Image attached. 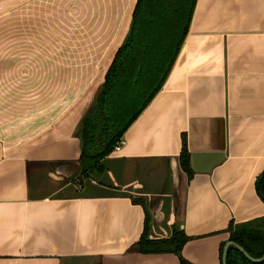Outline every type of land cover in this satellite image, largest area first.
Masks as SVG:
<instances>
[{
  "label": "crops",
  "instance_id": "crops-1",
  "mask_svg": "<svg viewBox=\"0 0 264 264\" xmlns=\"http://www.w3.org/2000/svg\"><path fill=\"white\" fill-rule=\"evenodd\" d=\"M135 1L0 0L8 18L21 3L24 26H36L37 16V26H80L81 34L61 41L60 53L39 57L44 65L34 84L45 113L34 127L30 64L16 71L8 65L13 56H0V264H178L173 252L134 246L144 207L165 202L172 220L157 223L153 208L150 236L182 229L189 238L181 256L189 264H222L229 221L264 215L254 185L264 169V0H196L161 88L122 134L121 149L104 157V178L73 187L79 120L127 33ZM96 27L105 32L97 39ZM183 135L190 153L223 151V158L187 178L178 161ZM161 162L169 181L147 188L143 170ZM128 163L139 168L134 177ZM45 166L46 175L38 171Z\"/></svg>",
  "mask_w": 264,
  "mask_h": 264
},
{
  "label": "trees",
  "instance_id": "trees-1",
  "mask_svg": "<svg viewBox=\"0 0 264 264\" xmlns=\"http://www.w3.org/2000/svg\"><path fill=\"white\" fill-rule=\"evenodd\" d=\"M195 1H135L127 33L79 120L76 135L81 173L91 167H102L100 159L111 153L126 128L161 88L184 40ZM178 161L189 178L193 169L185 135ZM254 185L264 201V169L256 176ZM132 200L144 201L141 196L132 197ZM144 209V229L134 246L142 252H173L179 256L178 264H189L181 256V248L189 236L179 228H173L166 237L150 236V214ZM225 230L229 233L228 240L238 243L250 256L264 254V215L241 222L231 220ZM226 264H264V260H251L234 244H229Z\"/></svg>",
  "mask_w": 264,
  "mask_h": 264
},
{
  "label": "rangeland",
  "instance_id": "rangeland-1",
  "mask_svg": "<svg viewBox=\"0 0 264 264\" xmlns=\"http://www.w3.org/2000/svg\"><path fill=\"white\" fill-rule=\"evenodd\" d=\"M6 11L7 10H6L5 5L0 6V56H8L9 60L13 59L12 60L13 63H8V65L9 66L12 65L13 69L16 71H21L23 70L24 66L26 67L27 65L28 67V64H30V71L32 73V78H31L32 86H31V95H30L31 112L29 113H30L31 119L28 123V126L34 127L38 125L39 115H42V114L44 115L45 113V112L39 111V105H40L39 101L40 99L42 100V98H41V95H39L37 91V89L39 88L38 85L34 84V82L36 81L34 80V73L38 71V67L40 65L41 66L44 65L40 63L39 57L43 56V57L48 58L49 56H54L56 53H60V50L62 48L64 49V45H65L64 43L63 45H61L60 42L70 39L72 34H73L72 37L80 38L81 34L78 35V30L80 26H74V27L72 26H37L38 25L37 16L34 17V20H33L36 26H24L23 18H22L23 15H22L21 3H20V7L16 9L15 11L16 13L12 14L9 18L7 17ZM103 33L105 34V32H103L102 30L101 31L99 30V27H96V30H95L96 39L98 37L103 36ZM97 51L98 49L96 50V52ZM11 56H13V58H11ZM3 65H6V63L0 62V67ZM26 97L27 96L25 95V98ZM18 98L19 96L16 95V100ZM49 114L50 112H48V115ZM106 160H107L106 158H102L100 159V162H103V164L106 165L107 164L105 163ZM127 165L129 166V169H130L129 173L131 174L132 177H134V175L137 174L134 172V170H137L139 168H134L132 163H128ZM151 166H153V164H151ZM48 168H51V167L50 166L39 167L38 171H41L44 173V175H46V170ZM33 169L37 170L36 167H34ZM102 170L103 169H99L98 167L97 168L91 167L87 169L86 172L81 173L80 167H79V171H78L79 175L77 177H74L75 175H77L74 173V174H71L70 176L65 177V180H67L68 178L72 179L74 177L72 180L73 187H76V186L80 187V185L84 183H85L84 185H86L89 179L91 178H94V177L104 178V175L101 174V172L104 171ZM143 172L147 173V175H145L146 177H144L146 180L145 181L146 185L144 184V186H146L147 188H152L153 190H156L158 186H161V184L164 181H167V180L169 181V178H170L168 174V170L166 169V164H163V162L158 164V166H155V168L153 166V170H146L145 168ZM141 176L142 175H139L140 178ZM58 182L59 181H56V184ZM50 184L52 185L51 189L52 187H54L55 189L57 186V185L53 186V182H51ZM140 188L141 187L139 186H136V187L128 186L126 189H128V191H133L135 193L137 192L135 190H139ZM34 192L36 193L35 190ZM178 200L179 199L177 195H175L174 203L177 207H176V212L174 213V217H175L174 221L177 220V222L178 220H180L179 218H180V211H181ZM160 207L161 206L159 205L157 210L154 207H153L154 209L151 208V210H149L147 207L148 214H150V212L153 209L154 211H152V214L153 213L159 214V217H160L157 223L159 222V224L164 226L165 224H168L172 220L171 213H168L169 208L166 202L162 204V208H161L162 211L165 213L163 216H162ZM152 214H150V219H151ZM177 224L178 223H175V226H178Z\"/></svg>",
  "mask_w": 264,
  "mask_h": 264
},
{
  "label": "water",
  "instance_id": "water-1",
  "mask_svg": "<svg viewBox=\"0 0 264 264\" xmlns=\"http://www.w3.org/2000/svg\"><path fill=\"white\" fill-rule=\"evenodd\" d=\"M223 156V151H192L190 153V166L194 171H208L214 164L219 162ZM229 244H234L246 257L251 260H264V254L259 257H252L238 243L228 240L222 251V264H226V251Z\"/></svg>",
  "mask_w": 264,
  "mask_h": 264
},
{
  "label": "built area",
  "instance_id": "built-area-1",
  "mask_svg": "<svg viewBox=\"0 0 264 264\" xmlns=\"http://www.w3.org/2000/svg\"><path fill=\"white\" fill-rule=\"evenodd\" d=\"M126 140L124 137H120L119 140L114 144L113 150L112 151H118L121 149V147L125 144Z\"/></svg>",
  "mask_w": 264,
  "mask_h": 264
}]
</instances>
